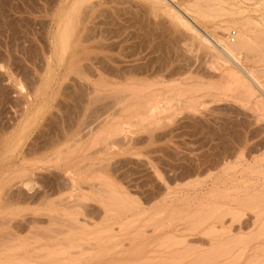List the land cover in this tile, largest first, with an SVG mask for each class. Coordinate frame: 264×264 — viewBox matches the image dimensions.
Wrapping results in <instances>:
<instances>
[{
  "label": "rangeland",
  "instance_id": "374dc122",
  "mask_svg": "<svg viewBox=\"0 0 264 264\" xmlns=\"http://www.w3.org/2000/svg\"><path fill=\"white\" fill-rule=\"evenodd\" d=\"M81 9L76 0H0V264L47 262L42 243L56 248L69 239L103 252L85 264L189 263L200 252L184 260L185 245L169 238L186 237L206 253L209 223L189 222L199 220L196 209L204 215L218 205L229 210L226 220L236 213L226 221L238 227L230 237L257 231L256 214L264 211V93L257 87L264 85V0H106L90 11L95 36L82 43L84 58L70 53L72 38L61 37ZM175 15L229 44L247 25L248 46L236 49L241 64L234 67L217 51L220 42L202 43ZM154 99L161 106L155 115ZM235 195L257 201L232 203ZM99 230L105 242L85 240ZM262 245L248 244L247 258Z\"/></svg>",
  "mask_w": 264,
  "mask_h": 264
},
{
  "label": "bare ground",
  "instance_id": "6f19581e",
  "mask_svg": "<svg viewBox=\"0 0 264 264\" xmlns=\"http://www.w3.org/2000/svg\"><path fill=\"white\" fill-rule=\"evenodd\" d=\"M78 3H80V7H82V9H81V13H79V14H77L75 17H74V19H72L73 17V15H74V13L77 11V10H75L74 11V13H72V16H70L71 17V21L72 20H74L75 21V18H76V22L75 23H73V24H68L69 26H71V27H66L63 31H62V33H61V37H62V39L64 40V42L66 43L67 42V38L68 37H70V38H72L73 39V42H72V46H71V51H70V53L72 54V55H80L81 57L83 56V53H85V49H86V47L82 44V43H84V42H86V41H88L91 37H94L95 35H94V32H93V28H91L90 26H93V19L94 18H92V13H90V11L93 9V8H95L97 5H101L102 3H104V2H106V0H76ZM109 1H111V0H109ZM121 1V0H120ZM128 1V0H127ZM118 2H119V0H118ZM124 2H126V1H124ZM108 3V2H107ZM171 3V2H170ZM120 4H121V2H120ZM126 4V3H125ZM169 4V3H168ZM41 5V4H40ZM111 5V4H110ZM78 6H79V4H78ZM116 6V5H115ZM121 7V6H120ZM107 8V7H106ZM113 8H114V5H113ZM117 8V7H116ZM124 8H126V7H124ZM104 10L102 11V12H104L105 11V8H103ZM118 9V8H117ZM122 9V7L120 8V10ZM127 9V8H126ZM125 9V10H126ZM97 10V9H96ZM100 10V9H99ZM102 10V9H101ZM106 10H108V9H106ZM43 11V10H42ZM116 11H118V12H120L119 11V9L118 10H116ZM115 11V12H116ZM79 12V11H78ZM108 12V11H107ZM122 12V11H121ZM63 13V12H62ZM100 13H101V11H100ZM99 13V14H100ZM123 13V12H122ZM121 13V14H122ZM178 13V12H177ZM81 14V15H80ZM98 14V13H97ZM98 14V15H99ZM105 14V13H104ZM117 14V13H116ZM124 14V13H123ZM179 14V13H178ZM96 15V14H95ZM97 15V16H98ZM110 15V14H109ZM97 16H93V17H96L97 18ZM100 16V15H99ZM176 16V15H175ZM51 17V16H50ZM68 17V16H67ZM70 17H69V19H70ZM107 17H110V16H107ZM177 17V16H176ZM179 20H182V21H184V23L186 24V25H188V27L190 28V29H192V30H194L196 33H197V35H199V37H200V40L202 41V43H206V44H209V45H212L213 47H218V45H217V42L219 43L220 42V44L221 45H219L220 47H218V48H216L217 49V51L219 50L221 53L223 52L224 53V55L226 54L228 57H230L229 59H231L230 61H232V63L233 64H235L234 65V67L237 65H240L241 64V56H240V54H239V56H238V54L236 53V52H238V51H236V49L238 50V49H241L243 46L245 47L246 45H245V41H246V39H244L243 40V38H245L247 35L245 34V32L248 30L247 29V25H246V27H244V24H243V26H242V28H240V33L237 35L238 36V41H236V42H234V43H232V44H229V43H227V42H224V40L223 39H221L220 41L219 40H217L216 38H218L217 36H216V38L213 36L214 34H212L211 32H209V31H206V30H202L199 26H198V24L197 23H195L194 21H190L189 19H185V20H183V18L184 17H182V16H178L177 17ZM126 19V18H125ZM124 19V20H125ZM68 20V19H67ZM127 20H128V18H127ZM70 21V22H71ZM106 21V20H105ZM108 21V20H107ZM106 21V22H107ZM112 21V20H111ZM73 22V21H72ZM97 24H98V21L96 20L95 21ZM106 22H105V24H106ZM110 22V21H109ZM10 23V22H9ZM57 23V22H56ZM60 23V22H59ZM58 23V24H59ZM65 23V22H64ZM103 24H104V22H102ZM66 24V23H65ZM91 24V25H90ZM57 25V24H56ZM96 25V24H95ZM14 26V25H13ZM67 26V25H66ZM126 26H127V24H126ZM96 27V26H95ZM99 27V26H98ZM109 27V26H108ZM123 27V26H122ZM92 29V30H91ZM98 29V28H97ZM106 29V28H105ZM104 29V30H105ZM224 29V28H223ZM103 30V31H104ZM107 30H110L109 28L107 29ZM93 33H92V32ZM99 31V30H98ZM110 32V31H109ZM233 32V31H232ZM106 33V32H105ZM107 34V33H106ZM93 35V36H92ZM97 35V34H96ZM103 34H101V36H102ZM112 36V35H111ZM113 37V36H112ZM249 38V37H248ZM103 39V38H102ZM218 39H220V38H218ZM231 39L233 40L234 38H232L231 37ZM99 40V39H98ZM101 41V40H100ZM100 41H98V42H100ZM112 41V40H111ZM63 42V43H64ZM107 42V41H106ZM110 42V41H109ZM121 42H122V40H121ZM228 42H230V41H228ZM96 43H97V41H96ZM103 43H105V42H103ZM110 43H112V42H110ZM113 43H114V41H113ZM101 44V43H100ZM247 44V43H246ZM104 45V44H103ZM108 45V44H107ZM111 45V44H110ZM15 46V45H14ZM105 46H106V44H105ZM124 46V45H123ZM248 46V45H247ZM246 46V47H247ZM241 47V48H240ZM100 48V47H99ZM32 49V48H31ZM64 50H66V47H65V49ZM68 50V49H67ZM12 51V50H11ZM20 51V50H19ZM63 51V50H62ZM21 52V51H20ZM14 55V54H13ZM96 56H97V54H95ZM94 55V56H95ZM126 55V54H125ZM223 55V54H222ZM7 56V55H6ZM79 56V57H80ZM89 56H92V55H90L89 54ZM227 57V58H228ZM82 58H84V56L82 57ZM86 58V57H85ZM87 58H88V56H87ZM86 58V59H87ZM91 59V58H90ZM94 59V58H93ZM77 60V59H76ZM97 61V60H96ZM99 61V60H98ZM115 61V60H114ZM106 63V62H105ZM104 63V64H105ZM231 63V65H233ZM96 64V63H95ZM86 65H88V64H86ZM96 65H98V64H96ZM100 65V64H99ZM109 66V65H108ZM124 66V65H123ZM132 66V65H131ZM243 66H245V65H243ZM242 66V67H243ZM86 67V66H85ZM91 67V66H90ZM99 67V66H98ZM102 67V66H101ZM110 67H112V66H110ZM122 67V66H121ZM128 67H130V66H128ZM231 67V66H230ZM241 66H239V68H240ZM87 68H88V66H87ZM120 68V67H119ZM126 68H127V66H126ZM238 68V67H237ZM238 68V69H239ZM244 68V67H243ZM91 69V68H90ZM94 69V68H93ZM123 69V68H122ZM229 69V68H228ZM232 68H230L229 70L230 71H232L233 72V70H231ZM246 69V68H245ZM78 70H79V68H78ZM247 70V69H246ZM246 70H243V72L244 71H246ZM85 71V70H84ZM83 71V72H84ZM126 71H127V69H126ZM242 71V70H241ZM249 71V70H248ZM79 72V71H78ZM77 72V73H78ZM81 72H82V69H81ZM87 72V71H86ZM95 72V71H94ZM232 72H230V73H232ZM242 72V73H243ZM85 73V72H84ZM235 73L237 74V72L234 70V72H233V75H235ZM78 74H80V72L78 73ZM243 74H245L246 75V73H243ZM85 75V74H84ZM229 77H231V76H233L232 74H227ZM231 75V76H230ZM248 75H250V80H252V81H254L255 83H256V81H260V79H258L257 77H256V75H254V73L250 70L249 72H248ZM228 77V78H229ZM234 77H237V75H235ZM247 77V76H246ZM238 78V77H237ZM243 78V77H242ZM242 78H240V79H238V80H236V81H238V83L239 82H242L243 84H245V82H246V80H243ZM249 78V77H248ZM39 79V78H38ZM234 79V78H233ZM236 79V78H235ZM244 79H245V77H244ZM247 79V78H246ZM258 79V80H257ZM101 80H103V79H101ZM35 81H37V80H35ZM99 81H100V79H99ZM99 81H98V83H99ZM105 81V80H104ZM248 81V80H247ZM107 82V81H106ZM135 82V81H134ZM250 82V81H249ZM248 82V83H249ZM93 83V82H92ZM241 83V85H243ZM248 83H246L245 85H247ZM254 83V84H255ZM104 84H105V82H104ZM104 84H102V85H104ZM240 84V83H239ZM259 84V83H258ZM110 85V84H109ZM108 85V86H109ZM113 85V84H112ZM118 85H120V84H118ZM126 85V84H125ZM147 85H149V84H147ZM146 85V86H147ZM249 85H250V87H251V85L252 86H254L253 84H248L247 85V87L249 88V89H251L250 87H249ZM256 85V84H255ZM98 86V85H97ZM107 86V85H106ZM105 86V87H106ZM107 86V87H108ZM111 86V85H110ZM135 86H136V84H135ZM101 87V86H100ZM122 87H124V86H122ZM131 87H132V85H131ZM140 86H138L137 88H139ZM257 87H259L260 88V90H262V93H264L263 92V90H264V85H262V84H260L259 86L257 85ZM146 88V87H145ZM126 89H128V88H126ZM143 89V88H142ZM141 89V90H142ZM253 89V88H252ZM256 89V88H255ZM254 89V90H255ZM121 90V89H120ZM131 90V89H130ZM147 90V89H146ZM126 91V90H125ZM140 91V90H139ZM251 91H253V90H251ZM256 91L257 90H255V93H256ZM31 92V91H30ZM97 92V91H96ZM110 92V91H109ZM113 92V91H112ZM123 92V91H122ZM143 91H141V93H142ZM254 92V91H253ZM252 92V93H253ZM94 93V92H93ZM120 93V94H119ZM118 94L119 95H121V92H119ZM129 93V92H128ZM135 93V92H134ZM137 93H138V91H137ZM114 94V93H113ZM117 94V93H116ZM123 94V93H122ZM96 95H99L98 93H96ZM96 95H91V96H96ZM115 95V94H114ZM264 95V94H263ZM32 96V95H31ZM100 96V95H99ZM125 97V95H122V97ZM130 96V95H129ZM23 97V96H22ZM94 97H92V98H94ZM116 97H117V95H116ZM121 96H119V98H117V100L118 101H120L119 99H122V98H120ZM155 96H153L152 98H154ZM50 98V97H49ZM91 98V97H90ZM90 98H89V100H90ZM128 98V97H127ZM141 98V96L139 97V99ZM143 98L144 97H142V100H143ZM155 98H157V97H155ZM97 99H98V97H97ZM116 99V98H115ZM136 99H138V96H137V98ZM169 99V98H168ZM23 100V99H22ZM125 100V99H124ZM95 101V100H94ZM122 101V100H121ZM91 102V101H90ZM93 102V101H92ZM125 103V102H124ZM138 103V102H137ZM123 104V103H122ZM136 104V103H135ZM159 103H157V102H155V99H154V102L153 103H151V105H150V107H151V109H152V112H153V114L155 115L156 113H158V111H159V109H158V107H160L161 108V106H159L158 105ZM32 105V104H31ZM133 106V105H132ZM162 106H164V105H162ZM158 109V110H153V109ZM129 109V108H128ZM124 110V109H123ZM124 111H126V110H124ZM140 111V110H139ZM146 115V114H145ZM69 116V115H68ZM147 116V115H146ZM153 116V115H152ZM59 118V117H58ZM199 118V117H198ZM60 119V118H59ZM197 119V118H196ZM195 119V120H196ZM72 120V119H71ZM67 122V121H66ZM199 122V121H198ZM82 124V123H81ZM206 126V125H205ZM85 128H86V126H85ZM207 129V128H206ZM80 130V129H79ZM87 131V130H86ZM85 131V132H86ZM77 132V131H76ZM76 132H75V134H76ZM81 132V131H80ZM101 135V134H100ZM72 136H74V135H72ZM78 136V135H77ZM82 137H83V135H82ZM77 138V137H76ZM81 138V137H80ZM107 138V137H106ZM210 138V137H209ZM74 139H75V137H74ZM96 139V138H95ZM100 139H103V137L102 138H100ZM107 140H109V139H107ZM104 141V140H103ZM107 143H108V141H107ZM95 144V143H94ZM105 145H107V144H105ZM106 147L107 146H105V149H106ZM202 147V146H201ZM197 148V147H196ZM109 149V148H108ZM59 151V150H58ZM57 152V151H56ZM59 153H61V152H59ZM58 153V154H59ZM55 158V157H54ZM226 159V158H225ZM212 160V159H211ZM227 161V160H226ZM200 162V161H199ZM206 162V161H205ZM201 165V164H200ZM30 175V174H29ZM241 175V174H240ZM249 177V176H248ZM259 182V181H258ZM86 183H87V181H86ZM235 184V183H234ZM244 184V183H243ZM90 185H91V183H90ZM16 186V185H15ZM20 186V185H19ZM217 186V185H216ZM262 187H264V186H262ZM98 188V187H97ZM22 189V188H21ZM100 189H101V187H100ZM104 189V188H103ZM106 189V188H105ZM201 189V188H200ZM11 190V189H10ZM80 190V189H79ZM96 190V189H95ZM107 190V189H106ZM254 190V189H253ZM22 191H25V189L24 190H22ZM81 191V190H80ZM92 191V190H91ZM101 191H102V189H101ZM109 191V190H108ZM255 191V190H254ZM96 192H98L97 190H96ZM107 192V191H106ZM106 192H105V195H106ZM9 193V192H8ZM95 193V192H94ZM234 193H236V192H234ZM241 193V192H240ZM255 193L256 192H254L252 195L254 196L255 195ZM97 194V193H96ZM98 194H100V193H98ZM102 194V193H101ZM104 194V193H103ZM102 194V195H103ZM233 194V193H232ZM237 194V193H236ZM258 194V196L259 195H261V193H256V195ZM264 194V193H263ZM12 195H14V194H12ZM82 195H83V193H82ZM104 195V196H105ZM115 195V194H114ZM84 196V195H83ZM112 196V195H111ZM263 196V195H262ZM85 197V196H84ZM116 197V196H115ZM120 197V196H119ZM223 197H225V199H226V197H227V195H223ZM235 197V198H234ZM234 197H232L234 200H236V201H233L232 203H234V202H239V200L241 201L242 199V202L243 201H245V202H247V200L249 199V201L250 202H252V201H257V198H258V200L261 198V196H259V197H254L253 199H252V197H250V196H247V197H237V198H239V199H236V195L234 196ZM99 198H101L100 197V195H99ZM106 198V197H105ZM107 198L108 199H111V198H109L108 197V195H107ZM117 198V197H116ZM227 198H230V196H228ZM250 198H251V200H250ZM77 199V198H76ZM197 199V198H196ZM245 199V200H244ZM114 200H116V199H114ZM118 200V199H117ZM116 200V201H117ZM123 200V199H122ZM211 200V199H210ZM80 201V200H79ZM110 201V200H109ZM111 201H113L112 199H111ZM205 201V200H204ZM209 201V200H208ZM248 201V204L250 203ZM121 202V201H120ZM231 202V201H230ZM262 202L264 203V200H262ZM262 202H260V203H262ZM80 203V202H79ZM133 203V202H132ZM204 203H206V204H208L207 202H204ZM241 203V202H240ZM107 204V203H106ZM116 204V203H115ZM114 204V205H115ZM201 205L203 204L202 202L200 203ZM206 204H204L205 206H206ZM258 204H259V202H258ZM5 205V204H4ZM9 205V204H8ZM78 205V204H77ZM112 205V204H111ZM118 205V204H117ZM200 205V206H201ZM246 204H244L243 206H245ZM254 205H256V204H254ZM1 206V205H0ZM82 206V205H81ZM87 206V205H86ZM199 206V205H198ZM203 206V205H202ZM204 206V207H205ZM210 206V205H209ZM242 206V205H241ZM4 207V206H3ZM85 207V206H84ZM126 207V206H125ZM128 207V206H127ZM130 207V206H129ZM222 207H223V205H218V206H215L214 208L213 207H210V208H208V212H206V211H204V210H202L203 212H206V214H204L203 215V213L201 212L200 214L199 213H197V209L195 210V212L193 213L195 216H196V218L198 219L199 218V220L197 221V222H189V224L191 225V224H193V223H195L196 225H191V226H193L194 228H196V227H201V226H204L205 224H207V223H209V229H208V232L206 233V235L210 238L209 239V241H206V240H203L202 241V245H204L205 243H209V250L207 249V251H206V253H204L203 252V249H201L200 247L201 246H198L197 247V245H192L190 242H189V240L188 239H181V240H179L178 238L176 239L174 236L173 237H167V238H169V240L171 241V240H173V243H171V244H174L175 246L176 245H179V244H184L185 245V248L182 250V256L184 255L185 257L183 258L184 260L185 259H187V258H189L188 256L189 255H194V254H196L197 252H200L198 255H196L195 257V259L194 258H192V259H194V261L191 259V261H189V263L188 262H186L187 264H264V246L262 245V247H257V249L255 250V252L254 253H252L251 254V256L249 257V258H247V256H248V252H249V248H248V244H250L252 241H260V240H263L264 239V211L263 210H260V211H258L257 212V214H256V218H255V223H259V228H258V230L257 231H253L252 233H250V234H247L246 236H238V237H236V236H232V237H230L229 235H231L232 233H234V229H237L238 227L236 226V228H233V226H226V224L228 223V222H226L228 219H230L231 217H232V215L233 214H231V216L229 215V217H228V215H227V217H228V219L226 220L225 218V216H226V214L225 213H228L229 212V210H228V212L226 211H224V213H221L220 212V210L222 209ZM247 207H248V205H247ZM249 207H251L250 205H249ZM86 208V207H85ZM84 208V209H85ZM124 208V207H123ZM201 208V207H200ZM129 209V208H128ZM93 210V209H92ZM87 211V210H86ZM194 211V210H193ZM238 211V210H237ZM236 211V212H237ZM102 212H104V211H102ZM221 213V214H218V213ZM232 212H235V211H232ZM231 212V213H232ZM97 213V212H96ZM191 213V214H192ZM198 214V217H197V214ZM191 214H189V215H191ZM236 214V213H235ZM235 214L233 215V217L235 216ZM242 214V213H241ZM241 214H240V217L242 218V216H241ZM244 214H245V212H244ZM68 215V214H67ZM73 215V214H72ZM72 215H70V216H72ZM203 215V216H202ZM206 215V216H205ZM218 215V216H217ZM4 216H5V214H4ZM124 216V215H123ZM186 216H188V215H186ZM53 217V216H52ZM56 217H57V215H56ZM184 217V216H183ZM189 217V216H188ZM191 217V216H190ZM1 218H3L2 217V215H1ZM5 218V217H4ZM4 218H3V222L5 221V222H7L6 220H4ZM11 218V217H10ZM10 218H7V220L8 219H10ZM32 218V217H31ZM49 218H51V217H49ZM118 218V217H117ZM174 218V217H173ZM186 218V217H185ZM192 219L194 218V216L193 217H191ZM238 218H239V216H238ZM238 218H236L235 219V221H237V219ZM52 219V218H51ZM55 219V218H54ZM66 219V218H65ZM71 219V218H70ZM69 219V221H72V220H70ZM128 219H130V218H128ZM184 218H182V220H183ZM188 219V218H187ZM246 219V218H245ZM11 220V219H10ZM60 220V219H59ZM66 220H68V219H66ZM179 220H181V219H179ZM178 220V221H179ZM240 220V219H239ZM0 221H2V220H0ZM33 221V220H32ZM46 221V220H45ZM44 221V222H45ZM57 220H55L54 222H56ZM74 221H76V220H74ZM73 221V222H74ZM211 221V222H210ZM229 221V220H228ZM247 221V220H246ZM18 222V221H17ZM16 222V223H17ZM50 222H51V220H50ZM59 222V221H58ZM70 223V224H72V225H75V224H77V222H79V221H76V223ZM134 222V221H133ZM234 222V221H233ZM243 222H245V221H243ZM250 222L251 221H249L248 223L250 224ZM1 224H2V222H0ZM19 224H20V222H18ZM18 223H17V225H18ZM24 223V222H23ZM23 223H22V225H23ZM52 223V222H51ZM60 223V222H59ZM62 223V222H61ZM64 223V222H63ZM62 223V224H63ZM218 223H220V225L218 226L217 224ZM239 223L241 224L242 222H240L239 221ZM247 223V222H246ZM3 224H5V223H3ZM36 224V223H35ZM66 224H67V222H66ZM79 224H80V222H79ZM188 224V223H187ZM186 224V226L185 227H188V225ZM6 225V224H5ZM21 225V224H20ZM21 225V226H22ZM30 225V224H29ZM37 225V224H36ZM36 225H34L35 227H37ZM69 224H67V226H68ZM119 225H121V224H119ZM189 225V227L190 228H192L191 226ZM246 225H248V224H246ZM16 226V225H15ZM27 226V225H26ZM64 226H66V225H64ZM70 226V225H69ZM76 226V225H75ZM77 226H78V224H77ZM76 226V227H77ZM17 227V226H16ZM32 227V226H31ZM30 227V228H31ZM54 227V226H53ZM53 227H52V229H53ZM71 227V226H70ZM80 227H82L83 228V226H82V224H81V226ZM85 227V226H84ZM184 227V226H183ZM240 227V226H239ZM244 227H246V226H244ZM244 227H242L243 229H244ZM14 228V227H13ZM40 228H42V227H40ZM78 228V227H77ZM88 228V227H87ZM115 228V227H114ZM179 228V227H178ZM180 228H182V227H180ZM233 228V229H232ZM241 228V229H242ZM4 229V228H3ZM64 229H66V228H64ZM63 229V230H64ZM79 229V228H78ZM81 229V228H80ZM240 229V228H239ZM240 229V230H241ZM2 229H0V231H1ZM39 230V229H38ZM37 230V231H38ZM47 230V229H46ZM55 231L57 230V229H54ZM54 230L52 231V232H54ZM76 230V229H75ZM8 231V230H7ZM22 231V230H21ZM33 231V230H32ZM31 231V232H32ZM50 231H51V228H50ZM58 231H59V228H58ZM60 231H62V230H60ZM60 231H59V233H60ZM48 232V231H47ZM71 232V231H70ZM69 231H68V233H70ZM82 232V231H81ZM86 232V231H85ZM106 232H108V231H106ZM0 233H2V231L0 232ZM6 232H4L3 234H5ZM7 233H9V232H7ZM34 233V232H33ZM38 233H39V231H38ZM43 233V232H42ZM65 233L67 234V232H66V230H65ZM73 233V232H72ZM103 233H105L104 232V230H99V231H97L96 233H94L93 235H91V236H89V238H86L85 240H88L87 242H91L93 245L94 244H100V243H103V241L105 242V240H103L102 241V234ZM10 234H12V232H10ZM9 234V235H10ZM14 234V233H13ZM41 234V233H40ZM39 234V235H40ZM48 235L50 234V232L49 233H47ZM46 234V235H47ZM56 234V233H55ZM57 234H58V232H57ZM60 234H63V235H65L64 233H60ZM77 234V233H76ZM8 235V234H7ZM29 235V234H28ZM44 235V234H43ZM51 235V234H50ZM80 235V234H79ZM0 236H2V234H0ZM11 236H14V235H11ZM18 236V235H17ZM32 236V235H31ZM45 236V235H44ZM56 236V235H55ZM229 236V237H228ZM5 237V236H4ZM15 237V236H14ZM36 237V236H35ZM51 237H53L52 235H51ZM60 237V236H59ZM58 237V238H59ZM66 237V236H65ZM64 237V238H65ZM70 237V236H69ZM72 237H74V234H73V236ZM78 237V236H77ZM76 237V238H77ZM12 238V237H11ZM29 238V237H28ZM36 238H38V236L36 237ZM41 238V237H40ZM47 238V237H46ZM45 238V239H46ZM57 238V237H56ZM55 238V239H56ZM62 238V237H61ZM110 238V237H109ZM166 238V239H167ZM6 239V238H5ZM8 239H9V237H8ZM7 239V240H8ZM17 239V238H16ZM48 239V238H47ZM53 239V238H52ZM68 239V238H67ZM73 239H75V238H73ZM78 239H80V238H78ZM111 239V238H110ZM199 239H201V238H199ZM199 239L197 238V240H194L193 238H192V240L193 241H199ZM1 240V239H0ZM4 240V239H3ZM6 240V241H7ZM43 240V239H42ZM61 240V239H60ZM92 240V241H91ZM191 240V241H192ZM39 241H41V240H39ZM80 241H84L83 239H80ZM0 242H2V241H0ZM7 242H9V240L7 241ZM11 242V241H10ZM168 241H166V242H164L165 244L167 243ZM243 242V245H245V246H243V247H240V246H238L240 243H242ZM28 243V242H27ZM31 243V242H30ZM55 243V245H56V243H59V241H57V242H54ZM53 243V244H54ZM60 243H62L63 244V246H60V247H53V246H51V247H46V246H44V245H46V243L44 244V243H42L43 244V246H41L39 249L40 250H44V249H46V250H48V251H46V252H41V251H38L39 249H37L36 250V252L38 251V252H40L39 253V256H41L40 254H42V256H45L46 258H48L49 259V261H47V262H44V261H33V260H29L28 258H23L22 260H14V262L12 261H8V262H5V264H85V262H86V260L90 257V259H92V260H97V259H99L100 257H101V255H102V251L101 250H97V248L96 247H92V248H90L91 249V251H90V249H89V252H87L86 250H87V248H86V250H85V248L83 249L81 246H80V244H79V241H77V239L76 240H68L67 242H61L60 241ZM59 243V244H60ZM164 243H162V244H164ZM190 244V246H189V244ZM14 244H16V243H14ZM13 244V245H14ZM18 245H20L19 243H17ZM26 244V243H25ZM32 244V243H31ZM34 244V243H33ZM48 244V243H47ZM164 244V245H165ZM171 244H170V246H171ZM195 244V243H194ZM11 245V244H10ZM28 245V244H27ZM49 245V244H48ZM151 245V244H150ZM16 246V245H15ZM196 246V247H195ZM3 247V246H2ZM87 247V246H86ZM157 247V246H156ZM5 249H6V247H4ZM12 247H10V251H12V249H11ZM74 248H77L78 250L77 251H72V249H74ZM32 250V249H31ZM33 250H35V249H33ZM257 250L258 251H260V252H262V254H259V253H257ZM6 251H7V249H6ZM204 253V254H202V252ZM27 254H29V250H27ZM32 252V251H31ZM76 252V253H75ZM175 252V251H174ZM174 252H173V255H174ZM33 253V252H32ZM44 253H46V255L44 254ZM86 253H89V255H86ZM177 253H179V252H177ZM34 254H35V252H34ZM38 254V253H37ZM58 254H62L60 257L58 256ZM171 254V253H170ZM175 254H176V252H175ZM29 255H31V254H29ZM179 255H180V253H179ZM250 255V254H249ZM36 256V255H35ZM38 258V257H37ZM39 258H41V260H42V258H44V257H39ZM38 258V259H39ZM46 258H44V259H46ZM180 259H181V257H180ZM167 260V259H166ZM171 260H173V259H171ZM170 259H169V261H171ZM175 260V259H174ZM173 260V262H175V264L177 263L176 261L177 260H175L174 261ZM56 261V262H55ZM94 261V262H95ZM98 261V260H97ZM147 261V260H146ZM169 261H166V262H169ZM145 262V261H144ZM148 262V261H147ZM150 262V261H149ZM161 262H162V260H161ZM164 262H165V259H164ZM172 262V261H171ZM180 262V261H179ZM191 262V263H190ZM3 263V262H2ZM1 263V264H2ZM140 263V262H139ZM142 263H143V261H142ZM185 263V264H186ZM137 264V263H136ZM144 264V263H143ZM146 264V263H145ZM148 264V263H147ZM168 264V263H167ZM172 264V263H171Z\"/></svg>",
  "mask_w": 264,
  "mask_h": 264
},
{
  "label": "built area",
  "instance_id": "2783aa9c",
  "mask_svg": "<svg viewBox=\"0 0 264 264\" xmlns=\"http://www.w3.org/2000/svg\"><path fill=\"white\" fill-rule=\"evenodd\" d=\"M235 34H236V32L233 31V32L231 33V37H232V38H235Z\"/></svg>",
  "mask_w": 264,
  "mask_h": 264
}]
</instances>
